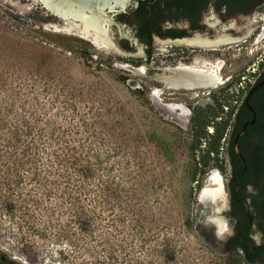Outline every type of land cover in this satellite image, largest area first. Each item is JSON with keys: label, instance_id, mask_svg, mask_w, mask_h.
<instances>
[{"label": "rangeland", "instance_id": "rangeland-1", "mask_svg": "<svg viewBox=\"0 0 264 264\" xmlns=\"http://www.w3.org/2000/svg\"><path fill=\"white\" fill-rule=\"evenodd\" d=\"M45 26L0 0V129L3 118L9 128L0 133L12 138L21 116L33 121L23 105L27 110L38 105L46 138L53 125H82L83 116L88 133L82 126L74 137L84 138L85 153L93 162L99 154L103 164L97 176L80 181L85 185L80 220L70 198L74 185L58 177L56 149L41 153L38 166L20 150L28 164L10 170L13 159L0 173V249L28 264H228L196 227L197 201L217 169L210 166L192 180L191 167L200 168L190 152L192 141L151 113L146 72L132 69L144 66L143 59ZM261 31L251 32L245 55L235 51L232 69L241 81L257 68L256 56L264 50ZM80 51L101 59L84 58ZM129 80L145 90L135 93ZM9 105L20 117L6 115ZM161 141L170 144L171 159Z\"/></svg>", "mask_w": 264, "mask_h": 264}, {"label": "water", "instance_id": "water-1", "mask_svg": "<svg viewBox=\"0 0 264 264\" xmlns=\"http://www.w3.org/2000/svg\"><path fill=\"white\" fill-rule=\"evenodd\" d=\"M1 1L47 29L127 56L165 51L152 48V42L215 46L240 41L259 24L264 7V0ZM134 83L128 81L135 89ZM227 159L229 199L213 170L197 201V233L216 253L239 245L249 264H264V71L236 116ZM0 263L28 264L2 249Z\"/></svg>", "mask_w": 264, "mask_h": 264}, {"label": "flooded vegetation", "instance_id": "flooded-vegetation-1", "mask_svg": "<svg viewBox=\"0 0 264 264\" xmlns=\"http://www.w3.org/2000/svg\"><path fill=\"white\" fill-rule=\"evenodd\" d=\"M263 27L264 19H260L254 28H261L259 37L262 41ZM250 35L240 41L215 46L152 42V48H164L165 51L139 56L146 64V90L151 113L180 128L192 142L197 143L194 149H190L192 155L198 161L203 157L209 158L206 166L199 163V171L210 166L217 169L223 179L226 200L229 199L227 179L231 175L227 159L231 132L247 94L264 71L263 50L256 56L259 59L256 69L243 75V81L238 75L235 77L232 69L235 51L246 54ZM83 57L101 59L88 51ZM201 78L212 82L202 84ZM171 81L178 85H171ZM134 85L136 92L145 90L137 81ZM196 131H199V136ZM223 255L240 260L241 264H249L244 248L239 245L230 247Z\"/></svg>", "mask_w": 264, "mask_h": 264}, {"label": "trees", "instance_id": "trees-1", "mask_svg": "<svg viewBox=\"0 0 264 264\" xmlns=\"http://www.w3.org/2000/svg\"><path fill=\"white\" fill-rule=\"evenodd\" d=\"M80 53L82 56H85L86 51H80ZM132 61L133 63L135 62V64L139 65L140 61H136L134 59H132ZM134 92L137 93L135 90ZM30 108L31 109L27 110L25 105L22 106V110L29 112L31 120L33 121H30L26 116L20 117V113L15 110V105H9L4 108L7 116L14 113V115L20 117L21 120L15 123L14 127L11 129L13 134L12 138L3 137V134L0 133V173L3 171V167L9 165L8 162L13 159L14 167L9 168L8 166L10 170H18V168L28 164L21 160V157L19 156L20 150L22 152L24 151L22 153L23 156L32 157L33 155L32 159H29L30 157H28L30 160L29 163H35V166H38L37 162L39 163L42 158L41 153H46L48 147L55 148L54 157L57 164L60 166L57 170L60 181H66V183L74 185L76 190H79V192H77L73 188L76 194L74 193L70 196V198L75 202L73 212L76 219L82 220L85 215V211L82 207L83 196H85V185L80 184V181L82 182L85 179L97 176V172L101 169L103 164L99 154L94 155L95 161L93 162L91 157L85 153L86 140L84 138L80 139L74 137V135H80L83 133L81 131L82 126L85 128L84 133H88V123L83 119V116H81L80 120H82V125L77 123H71L66 127L53 125L50 137L46 138L44 130H41L38 126L41 120V115L38 113V105H31ZM72 119L73 121L75 120L74 116ZM7 122L8 120L4 118L2 119V129H0V131L8 128ZM196 134L199 136V131H196ZM215 143L218 144V140H215ZM196 145V142H192L191 149H194ZM20 146H22L23 149H20ZM160 147L163 153L171 159L172 149L170 144L165 141H161ZM194 158L196 157L194 156ZM208 162L209 158L203 157L198 163L206 166ZM38 169L42 171L39 167ZM200 170L205 172L203 169ZM198 172H200L199 167H191L190 173L192 180H195ZM200 187L201 184L197 186V188ZM100 264L108 263L102 262ZM228 264H241V261L230 258L228 260Z\"/></svg>", "mask_w": 264, "mask_h": 264}, {"label": "bare ground", "instance_id": "bare-ground-1", "mask_svg": "<svg viewBox=\"0 0 264 264\" xmlns=\"http://www.w3.org/2000/svg\"><path fill=\"white\" fill-rule=\"evenodd\" d=\"M218 67L220 68L219 64H218ZM138 72H141V73L144 74V73L146 72V68H145V66H141V67H139ZM214 79H215V78H214ZM219 79H220V78H219ZM216 81H217V80H216ZM200 82L203 84V83H211L212 81H211L210 79H208V81H206L204 78H201V79H200ZM218 82H219V81H218ZM170 84H171V85H178L177 82H173V81H171Z\"/></svg>", "mask_w": 264, "mask_h": 264}, {"label": "built area", "instance_id": "built-area-1", "mask_svg": "<svg viewBox=\"0 0 264 264\" xmlns=\"http://www.w3.org/2000/svg\"><path fill=\"white\" fill-rule=\"evenodd\" d=\"M263 47H264V45H263Z\"/></svg>", "mask_w": 264, "mask_h": 264}]
</instances>
